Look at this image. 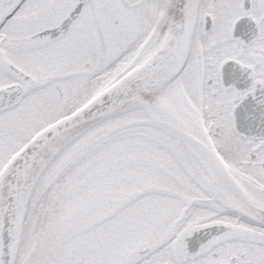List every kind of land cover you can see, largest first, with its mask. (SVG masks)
Listing matches in <instances>:
<instances>
[{
    "label": "snow or ice",
    "instance_id": "obj_1",
    "mask_svg": "<svg viewBox=\"0 0 264 264\" xmlns=\"http://www.w3.org/2000/svg\"><path fill=\"white\" fill-rule=\"evenodd\" d=\"M0 264H264V0H0Z\"/></svg>",
    "mask_w": 264,
    "mask_h": 264
}]
</instances>
